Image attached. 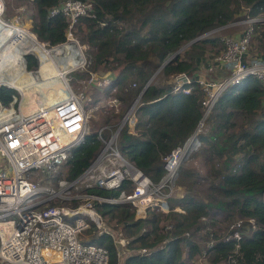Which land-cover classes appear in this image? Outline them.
<instances>
[{
  "label": "trees",
  "instance_id": "obj_1",
  "mask_svg": "<svg viewBox=\"0 0 264 264\" xmlns=\"http://www.w3.org/2000/svg\"><path fill=\"white\" fill-rule=\"evenodd\" d=\"M32 1L36 11L32 31L49 44L63 41L67 20L61 13H49L59 0ZM92 1L94 16L82 15L77 23L82 32L81 41L90 45L96 64L115 72L116 95L125 107L171 54L202 35L160 68L158 73L164 75L163 82L152 80L135 105L134 131L124 124L118 134L121 153L157 183L165 173L164 157L194 132L202 116L204 92L197 80L200 66L207 61L211 47L219 52L225 46L220 37L203 34L233 21L241 6H246V16L264 15V0ZM24 36L32 41L36 39L29 30ZM255 38L257 55L264 57V22L254 23L250 44ZM39 50L42 57L47 52L43 47ZM18 56L17 61L22 63V56ZM3 57L4 53L0 61ZM25 59L28 69L38 67L35 55L28 53ZM40 69L44 70L42 66ZM183 72L190 81L182 87H188L189 91H173V83L167 80ZM223 73L218 68L207 75L216 77ZM4 83L21 90L15 81ZM15 88L0 85L3 105L17 96ZM238 115L245 122L239 123ZM205 120L207 131L199 133L201 146L193 154L199 167L185 161L179 164L175 183L180 191L165 198L167 211L155 208L150 212L151 217L140 219L146 214L140 210L134 213L129 202L95 203L97 211L108 220L122 223L129 249H147L132 252L120 262L113 236L99 232L89 221L78 238L104 246L109 255L108 264H193L204 250L212 263L224 260L229 264H264V86L250 75L226 87ZM101 146L97 130L87 132L84 140L71 148L63 174L60 171L55 178L75 179L93 161ZM199 179L209 180L206 198L194 189ZM130 186L128 181L117 189L92 186L85 190L117 196L120 189ZM164 187L167 192L168 187ZM249 216L255 218L258 228L244 232L238 242L223 238L227 223ZM209 242L212 243L208 245Z\"/></svg>",
  "mask_w": 264,
  "mask_h": 264
},
{
  "label": "built area",
  "instance_id": "obj_2",
  "mask_svg": "<svg viewBox=\"0 0 264 264\" xmlns=\"http://www.w3.org/2000/svg\"><path fill=\"white\" fill-rule=\"evenodd\" d=\"M5 10L6 0H0V55L5 53L8 58L17 55L25 58L23 55L28 52H16L15 44L26 38L13 35L12 27L17 24L4 18ZM93 10L92 0H59L52 6L49 9L51 15L61 13L67 20L65 39L56 44L39 40L29 26L24 28L18 25L20 29L31 31L43 48L47 49L43 57L40 56L41 50L28 37L30 48L37 49L32 50L38 55V70L42 66L44 72H49L53 56H58L59 64L68 61L67 55L85 58L87 44L79 42L75 28L79 17L94 16ZM244 18L240 22L248 23L247 26L240 35L225 38L224 48L207 66L208 70H223V75L212 78L198 76L197 80L204 92L202 116L194 132L164 157L165 173L157 183L126 159L117 145L118 134L124 124L134 131L135 103L123 113L118 128L103 125L97 130L102 146L93 161L75 179L55 178L71 148L82 142L89 132L88 118L93 115V110L104 105L115 113L119 112L120 101L117 97L95 102L88 90L116 91L115 80L110 73H90L80 81L78 87L82 86L81 89L73 90L70 85H66L67 92L49 109L41 108L25 114L14 108L16 96L8 105L0 102V264H108L109 255L104 246L78 238V233L89 225V221L98 228L104 225V216L95 208L97 201L129 202L134 213L140 210L146 214L140 219L148 218L147 212L159 208L160 202L164 201L163 204L168 207L165 198L175 187L179 164L201 146L199 133L203 132L205 119L221 92L250 75L264 86V57L249 53L254 23L259 18ZM40 58L45 59L41 61ZM76 61L67 68L69 72L87 65V62ZM5 63L2 61L0 71ZM201 67H204V63ZM189 81L187 77L185 82L173 83L172 90L188 92L189 88L182 85ZM1 82L0 85H9ZM106 130L109 131L107 135ZM128 181L130 188L120 189L117 196H102L85 190L92 186L117 189ZM164 186L168 187L167 192H162ZM58 200L61 201L56 202ZM73 200H77V203L73 204ZM175 209L184 211L179 207ZM256 228L258 224L254 217H237L228 223L222 236L225 240L234 239L238 242L244 232ZM128 249L126 247L125 250ZM145 251L147 249L142 248L139 252ZM206 253L204 250L198 258L199 264H229L224 260L212 263ZM129 254L130 249L124 258Z\"/></svg>",
  "mask_w": 264,
  "mask_h": 264
},
{
  "label": "rangeland",
  "instance_id": "obj_3",
  "mask_svg": "<svg viewBox=\"0 0 264 264\" xmlns=\"http://www.w3.org/2000/svg\"><path fill=\"white\" fill-rule=\"evenodd\" d=\"M246 9H247L246 6H241V10H240L241 12L238 13L237 18H235L233 21H231L225 25L218 26V27L211 29L208 33L204 34L203 36H218L221 38V40L223 39V41L227 37L235 36V34H237L240 29L245 28L248 24V23L240 22L241 20L245 19L244 15L246 13ZM35 13H36L35 6H34V3L32 0H6V10L4 13V18L8 19V20H12L14 23L17 24V25H14V27H12V33L14 36H16V38L20 37L21 35L25 38L24 34L28 33V29L27 30L26 29H20V27L26 28L29 26V29L32 31V29H31L32 18L35 15ZM257 17L259 18V21H257V22H259V23L264 22V15H260ZM75 36L77 37V39L79 40L80 43L87 44V47L84 50L85 58H78V57L74 58V59H72V64L74 65V63L77 62L76 60H79L80 62H85V63L87 62L86 66L84 64L83 67L80 66V67H78V69L69 72L68 69L66 68L67 61H64L62 64H59L58 56L57 57L53 56L54 61H52V67L54 69L51 67L50 69H52V70H50L48 72V75L46 77H44L45 79H43L39 73L41 71V69L38 72V67L36 69H28L26 67L25 58H23L22 63H19L17 61V59H19L18 55L15 58H8V55L4 53V57H6V59H5L6 63L0 71V77H1L0 80L1 81L3 80L2 82H5L7 80L16 78L17 79L16 81L19 83L18 85L21 87V89L26 90V95H27L26 97H27L28 101L29 100L33 101L36 99L38 101V105L40 106V109L44 108V107H47L49 109L51 104H53L56 100L59 99L60 96H63L67 92V90H65L66 87L64 85H62V83H60V81H56L55 74H53L57 70H60V68L64 71L63 76H64L65 81H66L65 85H70V87L73 90L81 89L82 86L78 87V85L80 84V81L86 79L90 73H97V74L110 73L112 76H114V73H115L114 71L105 69L101 63L96 64L94 62V60L92 59V54H91V47L87 42L81 41L82 40L81 39L82 38L81 37L82 32L78 30L77 26L75 28ZM36 37H37V35H36ZM256 42H257V38H255L254 41L250 44L249 53L259 54L258 50L255 47ZM29 44H30V40H28V39L18 40L17 43L15 44V51H16V49H18L19 52H22L24 50L25 52H28V53L35 55L37 60H39L37 57L38 55L32 49H30ZM214 51H216V49L211 47L209 50L210 53L207 54L208 59L204 63V67H201V69L199 70L198 76L201 75V76L208 77L207 74L209 72H213L212 70H208L207 66L210 65L209 63H211L212 58L216 54L221 52L222 49L219 52H214ZM28 53H26V54H28ZM2 54L0 55V57L2 56ZM24 56L25 55H23V57ZM66 58H67V56H66ZM53 64H54V66H53ZM37 74H39L40 76H38ZM31 77H35V79H38V80L31 79ZM171 77H173V76H171ZM216 77H219V76H216ZM164 78L165 77L163 74L157 72V74L154 76L153 80L156 83L161 84L163 82ZM208 78H212V77H208ZM50 80H53V82H50ZM43 81H45V83H43ZM54 81L56 82L55 86H54L55 90L52 89V84L54 83ZM29 83H30V85H29ZM170 83H172V82H170ZM132 86H134V85H132ZM88 90L90 91L91 96L96 99L95 102H97L99 100H102V102H103V100H107L109 97H113V96H115L119 99V97L116 95L117 89H116V91H110L109 89L102 91V90H95L93 88H91V89L88 88ZM31 95H32V99H29V96H31ZM137 96H136V98H137ZM22 98H23V96L21 94V91L17 90V96L15 97V99L13 101V106L16 109V111H18V112H19V110L23 112L22 107H21ZM136 98L134 99V101L132 103L135 102ZM119 101H120V103H119V112L118 113H115L114 111H112L111 109H108V107L104 106V105H100V107L98 109L93 110V115H91L88 118L89 131L92 129L98 130L103 125L112 126V124H114L115 122H116L115 128H118L119 127V120H120L121 116L132 104L131 103L128 107H125L124 103L120 99H119ZM26 103H27V101H26ZM236 120L239 123L245 122V118H243L242 115H238L236 117ZM112 128H113V126H112ZM207 128H208V124H207V122H205L203 133L207 131ZM196 151L189 154L188 158L184 161L186 163H191L195 167H199L198 159H194V155H195L194 153ZM64 167L65 166H62V168L60 169V171L62 172L60 175L63 174ZM208 186H209V180L208 179H199L197 181V184L194 185V189L196 191H198V193L201 195V197L206 198L208 195V192H209ZM164 188L162 189V192L166 191V190H164ZM178 191H180V188L178 186H176V183H175V187H173V190L171 193L177 194ZM168 194H170V193H168ZM58 201L60 202L61 200H58ZM58 201H56V202H58ZM163 203H164V201L160 202L161 206L159 207V209H161L162 211H167L168 207L166 205H164ZM176 208H178V207H176ZM151 211H152V209L147 212L148 218L151 217V213H150ZM103 222H104V225L101 228H98L97 226L96 227H97L98 231L99 230H103V231L107 230V231L112 233V236L118 245V250L120 252V254H119L120 262H121L124 258V254H127L129 252V249L125 250L127 247V242H126L127 240H126V238L123 234V231H122V223L116 222L114 220H108L106 217H104ZM86 237L84 236V238H86ZM203 243L205 244L204 241H203ZM139 251H140V249H138V248L137 249H130L131 253L132 252H139ZM193 264H199L198 257L196 258V261L194 260ZM220 264H224V263H220Z\"/></svg>",
  "mask_w": 264,
  "mask_h": 264
},
{
  "label": "bare ground",
  "instance_id": "obj_4",
  "mask_svg": "<svg viewBox=\"0 0 264 264\" xmlns=\"http://www.w3.org/2000/svg\"><path fill=\"white\" fill-rule=\"evenodd\" d=\"M15 25V24H14ZM34 43L37 45V47L39 48V47H43L42 46V44H40L38 41H37V39H35L34 40ZM35 47H32V48H30V49H34ZM72 55H67V59H68V61H67V66H66V68H69L70 66H72L73 64H72V59H74V58H72L71 57ZM77 57H79V55H77ZM6 59V57H3L2 59H1V61H0V65L2 64V61H6L5 60ZM63 63V62H62ZM66 63V62H65ZM53 66H54V64H53ZM63 67V66H62ZM53 68V67H52ZM54 69V68H53ZM50 70H52V69H50ZM40 75L42 76V78L43 79H45L44 77H46L47 75H48V72H44V70H41L40 72ZM53 74H55V79H56V81H60V83H62V85H64L65 87H66V81H65V78H64V76H63V74H64V71L60 68V70H57L56 72H54ZM38 76H40L39 74H37ZM1 78V77H0ZM38 78V77H37ZM52 78V77H51ZM31 79H34V80H38V79H35V77H31ZM48 79V78H47ZM10 80H12V81H15L17 84H19L16 80V78L15 79H10ZM10 80H7V81H10ZM54 80V79H53ZM53 80H50V82H53ZM3 81V80H2ZM20 81V80H19ZM43 83H45V81H43ZM55 81H54V83L52 84V89L53 90H55V88H54V86H55ZM29 85H30V83H29ZM32 85V84H31ZM24 92H23V91ZM21 91V94H22V96H23V98H22V102H21V107H22V110H23V113H25V114H27V113H31V112H33V111H36V110H39L40 109V106L38 105V101L35 99V100H33V101H28L27 100V95H26V90L25 89H21L20 90ZM29 99H32V95L31 96H29ZM26 101H27V103H26ZM25 111V112H24Z\"/></svg>",
  "mask_w": 264,
  "mask_h": 264
},
{
  "label": "water",
  "instance_id": "obj_5",
  "mask_svg": "<svg viewBox=\"0 0 264 264\" xmlns=\"http://www.w3.org/2000/svg\"><path fill=\"white\" fill-rule=\"evenodd\" d=\"M209 32V31H208ZM206 32V33H208ZM204 35V34H203ZM202 37L201 36H198L188 42H186L185 44H183L180 48H178L173 54H171L156 70L155 72L150 76V78L148 79L146 85L144 86V88L140 91V93L138 94L136 100L134 103H136V101H138L139 97L141 96L142 92L144 91V89L146 88V86L153 80L154 76L157 74V72L160 70V68L167 62L169 61L174 55L178 54L181 50H183L185 47H187L190 43H192L193 41L197 40L198 38ZM187 79V75L183 72V73H178L176 75H174L173 77L169 78L167 80V82H172V83H175V82H185ZM8 87H12V88H15L11 85H7ZM16 89V88H15Z\"/></svg>",
  "mask_w": 264,
  "mask_h": 264
},
{
  "label": "crops",
  "instance_id": "obj_6",
  "mask_svg": "<svg viewBox=\"0 0 264 264\" xmlns=\"http://www.w3.org/2000/svg\"><path fill=\"white\" fill-rule=\"evenodd\" d=\"M244 28L240 29L239 32L237 34H235V36H238L240 35L241 31L243 30Z\"/></svg>",
  "mask_w": 264,
  "mask_h": 264
},
{
  "label": "clouds",
  "instance_id": "obj_7",
  "mask_svg": "<svg viewBox=\"0 0 264 264\" xmlns=\"http://www.w3.org/2000/svg\"><path fill=\"white\" fill-rule=\"evenodd\" d=\"M245 16H246V15H244V17H245ZM209 31H210V30H209ZM207 32H208V31H207ZM204 34H206V32H205ZM187 77H188V76H187ZM16 90H17V89H16ZM136 103H137V101H136ZM136 103H135V104H136Z\"/></svg>",
  "mask_w": 264,
  "mask_h": 264
}]
</instances>
